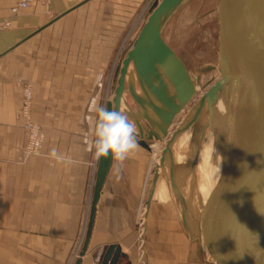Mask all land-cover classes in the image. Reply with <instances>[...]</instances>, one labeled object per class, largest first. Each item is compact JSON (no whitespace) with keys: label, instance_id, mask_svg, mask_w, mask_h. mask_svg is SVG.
I'll return each mask as SVG.
<instances>
[{"label":"crops","instance_id":"obj_1","mask_svg":"<svg viewBox=\"0 0 264 264\" xmlns=\"http://www.w3.org/2000/svg\"><path fill=\"white\" fill-rule=\"evenodd\" d=\"M16 1L0 0V22ZM138 1H36L0 32V264L74 263L97 166L88 146L92 103H100L124 17ZM24 84L32 89V119L45 131L35 155L23 151ZM143 148L119 171L113 160L80 264H102L110 245L121 249L116 264H139L135 211L148 161ZM162 188L168 192L165 183ZM149 203L141 232L147 229V264H172L179 247L171 207L160 198Z\"/></svg>","mask_w":264,"mask_h":264},{"label":"water","instance_id":"obj_2","mask_svg":"<svg viewBox=\"0 0 264 264\" xmlns=\"http://www.w3.org/2000/svg\"><path fill=\"white\" fill-rule=\"evenodd\" d=\"M187 0L155 1L148 11L135 41L116 67V86L109 110L122 108L126 89L139 105V117L129 116L137 126L140 145L162 140L175 115L192 99L195 83L185 64L163 40L161 31L167 18ZM264 0H218V63L220 77L201 95L208 109L230 78L236 83L240 108L235 130L224 146L223 171L215 202L216 233L222 241V259L226 264H264ZM133 67L140 89L148 91L157 104L150 107L156 118L145 113L147 103L135 92L127 77ZM212 69L211 67L202 70ZM167 82L174 89L168 93ZM162 160V157H161ZM113 160L97 161L91 201L82 245L73 264H80L93 228L96 205ZM157 173L154 174L153 183ZM180 200L184 199L179 193ZM181 213L183 209L181 206ZM236 214V215H235ZM236 217V223L234 218ZM183 223H185V218ZM121 249L110 245L102 264H116Z\"/></svg>","mask_w":264,"mask_h":264},{"label":"rangeland","instance_id":"obj_3","mask_svg":"<svg viewBox=\"0 0 264 264\" xmlns=\"http://www.w3.org/2000/svg\"><path fill=\"white\" fill-rule=\"evenodd\" d=\"M51 1L52 0H50L47 3L41 1L38 2L47 5ZM155 1H159V0H139L138 1L139 5L137 7L134 6L132 8V14L124 17L123 32L119 36L117 47L114 51L111 63L109 64L107 85L105 86L103 90V94L100 97L99 105L105 106L107 101L112 100V97L114 95V89L116 86V78H117L115 76L116 67L120 64L121 59L125 56L127 50L132 46L133 42L135 41V38L140 28L142 27V25L146 20L148 11ZM217 3L218 0H187L172 15H170L167 18V20L165 21L162 27L161 35L163 40L175 51V53L181 58V60L185 64L187 71L189 72L191 78L193 79L196 85V90L192 99L175 115L172 123L168 127V134L166 137L162 138V140L160 141L154 139L148 140L146 138L143 139L145 142H147V144L149 145V147H151V149L143 148V151L147 154L148 161L145 167V177L143 184L141 186L140 198L138 199V204L135 211V228H136L135 244L138 253L137 256L139 257V264H147V259L145 257L147 229L144 231V233L141 234V232H143V229H145L144 225H148L149 210L146 211V213L145 211L144 212L142 211L144 209L145 204L149 202V198L151 199V201H154V198L165 199L166 204L171 207L170 208L171 217L174 221L175 230L177 232V235L175 237V242H177L179 247L176 249L177 254L174 255L172 258L173 259L171 261L172 264H190V254L192 249L190 247L189 235L192 231L191 229L183 230L182 228V222L180 216L181 204L175 201V197L173 196L172 193L170 192L167 193V191H165V189L162 188V185L164 183L162 181H159L161 187H158L157 191H155V193H153L150 196V192L152 189L151 179L155 173H157L159 177L163 176L166 172V169L169 166L171 167L173 166V171L175 172L176 178H177L176 171L179 168H183L186 171V175L181 179L183 186L185 185L186 187L187 186L190 187V183H192V181H195L193 180L192 174L189 175L190 163H192L193 160L195 159L194 158L195 157L194 154H196L195 148H194V154L191 155L188 154L184 163L183 162L171 163V164L169 163L168 165H165L164 168L159 166L158 158L161 155L162 149L166 146L172 134L176 131L178 125L184 122L186 116H188L191 109L197 104L198 99L201 97V95L214 83V81L219 76V73L217 72V69L219 67ZM9 15H10V9H9V14L3 17V19L0 22V32L9 29V27L12 24V19L18 16L16 15L14 17H11L10 20L11 23L7 26H3L4 19ZM207 67H211L212 69L202 70L203 68H207ZM128 82L129 80L127 79L126 89L123 96L124 98H123L122 108L126 109L127 114L132 115L133 118L134 117L139 118L143 122V124L147 127V122L143 118L139 117V113L141 111L139 105L133 100V98L131 97L128 91L127 88ZM27 87L30 88L31 99H30L28 114H25V112H23L24 109L23 102L25 99V95L23 91ZM137 88H139V85H137ZM31 103H32V89L30 85L24 84L22 86V106L18 113V117L22 119V125L24 131L23 151L27 155L39 154L43 148L44 139H45V131L43 127L32 119L31 111H30ZM130 119L132 118L130 117ZM28 122L33 125L36 124L39 130L41 131V133L43 134L40 144L41 146L39 147V150L37 152L34 151L28 152V150H26L28 136L30 134V128L27 125ZM186 137L185 136L182 137L181 143L176 148L177 150L184 149L186 143ZM208 144H210V135H207L205 144L203 145L201 151L203 149H205L204 153L207 151V153L205 154L206 157L209 156L210 153L212 156H214L218 146L215 145V148L212 149V147L208 148ZM197 150L199 152V149ZM190 153H192V151ZM209 157L210 158L207 161L206 167L204 168L205 171H203L205 175L204 174L203 175L208 177L210 182H212L213 178H211L209 174L213 173L214 164L213 161H211L212 160L211 156ZM200 160L201 157H199L198 160L199 163ZM186 161H189V163H185ZM200 179H201L200 173H197L198 184L201 181ZM185 182L187 184H185ZM160 191H161V195L159 196L158 192ZM86 216L87 215H85L84 217L85 220L83 219V223L81 225L80 233H79L80 235L76 241V247L74 250L75 253H73L74 257L79 252L80 249L79 244L81 243L82 240L81 238H84L82 237V235H83V231L85 233L84 226H86L85 225ZM143 221H145V224H143ZM140 234L142 236H140ZM142 250H144V253L141 255Z\"/></svg>","mask_w":264,"mask_h":264},{"label":"bare ground","instance_id":"obj_4","mask_svg":"<svg viewBox=\"0 0 264 264\" xmlns=\"http://www.w3.org/2000/svg\"><path fill=\"white\" fill-rule=\"evenodd\" d=\"M217 72L220 77V66L218 67ZM127 77L133 82L136 94L147 103L145 113L147 112L152 118H156L151 110L150 104H157L158 102L148 91L137 88L138 83L131 64L127 72ZM233 82V78H230L228 84L223 86L219 91L216 98L213 100L211 111L208 109V99H205L200 104L197 102L188 116H186L184 122L178 125L176 131L172 134L170 140L162 149L161 155L158 158L159 166L161 167H164L169 163H184L188 154H194L195 148V159L190 163L189 171V175L192 174L193 180L195 181L190 183V187L183 186V183L181 182V179L186 175V171L183 168H179L176 171L177 178L175 177L173 166H169L163 176L159 177L157 175L154 183V176L151 179L152 189L150 196L157 191L159 181H162L165 183L168 192L172 193L175 197V201L179 202L182 206L183 215L180 213L182 228H184L183 230L191 229L192 231H190L191 233L189 235L190 247L192 249L190 254V264H226L221 255L223 248L222 241L215 230L217 227L215 202L220 178L225 170L223 166V158H226V156L223 148L235 130L239 115L240 96L236 83ZM167 85L168 93L173 94V87L169 82H167ZM207 135H210V144H208V148L212 147V149H214L215 145L218 146L215 155L212 156L211 153L209 155L214 164L213 173L209 174L211 178H213L212 182H210L208 177L204 176L205 173L203 172L205 171L204 168L210 158L209 156H205L207 153V151L204 153L205 149L201 151ZM184 136H187L185 147L183 150H177L176 148L179 146L181 139ZM197 149H199V152ZM191 151L192 153H190ZM199 157H201L200 163L198 162ZM185 163H189V161H186ZM197 173H200L201 177L199 184L197 181ZM185 184L187 183L185 182ZM179 193H181L184 202L183 200H180ZM149 201H151L150 198ZM149 204L150 203L147 202V205ZM182 216L185 218V223H183ZM236 220L235 217V223ZM144 223L145 221H143V224Z\"/></svg>","mask_w":264,"mask_h":264},{"label":"clouds","instance_id":"obj_5","mask_svg":"<svg viewBox=\"0 0 264 264\" xmlns=\"http://www.w3.org/2000/svg\"><path fill=\"white\" fill-rule=\"evenodd\" d=\"M91 111L94 116L88 140L89 151L94 152L97 161L110 157L119 171L139 147L136 123L130 119L126 109L109 110L98 101H93Z\"/></svg>","mask_w":264,"mask_h":264},{"label":"built area","instance_id":"obj_6","mask_svg":"<svg viewBox=\"0 0 264 264\" xmlns=\"http://www.w3.org/2000/svg\"><path fill=\"white\" fill-rule=\"evenodd\" d=\"M41 1V2H49L50 0H17L11 7H10V15L4 19L3 26L9 25L11 22V17H14L19 14L20 11L27 9L33 2ZM24 95L25 99L23 102V112L25 114H28L29 111V105H30V99H31V91L30 88L27 87L24 89ZM28 127L30 128V134L28 136V141L26 145V150L28 152L34 151L37 152L39 150V147L41 146V140L43 137V134L39 130L38 126L35 124H30L28 122ZM143 254V251L141 252V255ZM77 256V255H76Z\"/></svg>","mask_w":264,"mask_h":264}]
</instances>
